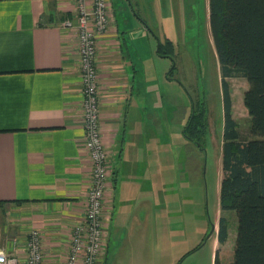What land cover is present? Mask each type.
I'll return each mask as SVG.
<instances>
[{"label":"crops","instance_id":"1","mask_svg":"<svg viewBox=\"0 0 264 264\" xmlns=\"http://www.w3.org/2000/svg\"><path fill=\"white\" fill-rule=\"evenodd\" d=\"M108 4V29L96 38L95 58L111 183L104 203L106 247L110 232L115 235L135 214L148 213L154 109L160 106L147 57L137 54L132 38L130 44L124 40ZM76 14V0H0V251L21 264L32 230L40 238L42 264H65L73 227L86 210L91 161L82 145L80 57L75 29L64 26L66 20L75 23ZM213 54L221 83L214 49ZM187 118L183 112L175 120L182 119L181 132L167 129L166 135L183 134ZM172 157L177 166L176 152Z\"/></svg>","mask_w":264,"mask_h":264},{"label":"rangeland","instance_id":"2","mask_svg":"<svg viewBox=\"0 0 264 264\" xmlns=\"http://www.w3.org/2000/svg\"><path fill=\"white\" fill-rule=\"evenodd\" d=\"M108 1L124 40L130 44L132 38L137 54L147 57L145 61L154 75L155 100L160 106L154 109V188L153 192L149 190L152 199L148 213L144 217L135 214L117 234L110 232L102 264H213V242L220 263L230 264L237 218L233 210L223 211L219 206L223 102L214 47L207 28V0ZM178 5L181 25L176 17ZM146 25L148 30L145 31ZM136 33L140 36L135 37ZM165 35L170 36L174 44L173 59L156 54L158 40ZM142 39L147 46L145 54L141 52ZM226 81L232 118L242 138L248 139L250 117L243 102L248 83L241 76ZM192 103L196 109L197 106L206 109L200 138L204 151L182 133L178 138L166 135L167 129L171 134L181 132L182 119L175 120L183 112L189 115ZM136 104L133 106L138 114ZM174 152L178 157L177 166L173 163ZM104 208L105 204L102 216L107 223L109 218ZM221 217L228 224L226 241L221 244L211 237L194 251L207 233L209 221L214 220L217 225Z\"/></svg>","mask_w":264,"mask_h":264},{"label":"trees","instance_id":"3","mask_svg":"<svg viewBox=\"0 0 264 264\" xmlns=\"http://www.w3.org/2000/svg\"><path fill=\"white\" fill-rule=\"evenodd\" d=\"M208 25L222 77L219 206L233 210L237 218L230 264H264V0H208ZM172 46L167 40L158 52L169 55ZM238 76L248 83L243 94L250 117L248 139L242 138L232 118L226 81ZM203 115L194 113L183 129L184 137L200 146ZM227 231V220L219 218V243L226 241ZM214 264H221L217 254Z\"/></svg>","mask_w":264,"mask_h":264},{"label":"built area","instance_id":"4","mask_svg":"<svg viewBox=\"0 0 264 264\" xmlns=\"http://www.w3.org/2000/svg\"><path fill=\"white\" fill-rule=\"evenodd\" d=\"M76 22L66 20L64 26L74 28L77 35L82 85L83 148L91 161L90 187L84 219L71 234L65 264H102L106 250V223L103 206L110 188L108 154L100 133L98 74L95 66L96 38L108 29V0H76ZM108 222V220L106 221ZM25 264H42L41 242L32 230L25 245ZM0 264H21L19 258L0 251Z\"/></svg>","mask_w":264,"mask_h":264},{"label":"flooded vegetation","instance_id":"5","mask_svg":"<svg viewBox=\"0 0 264 264\" xmlns=\"http://www.w3.org/2000/svg\"><path fill=\"white\" fill-rule=\"evenodd\" d=\"M167 40H169L168 38H163L162 40H158V46H157V49H156V54L158 55V56H161V57H169V58H171V59H173V52H174V46H172V53L171 54H169V55H164V54H162V53H159L158 52V50H159V47H165V45H166V41ZM170 41V40H169ZM171 43H172V45H174L173 44V42L172 41H170ZM170 73L171 72H169V74L167 75V77H169L170 76ZM198 105H200V104H198ZM200 111H203L204 113L206 112V109H203V108H200L199 106H197V109L195 108V106L193 105V103H192V105H191V110H190V113H189V115H188V118H187V121H186V124H185V126H184V128L187 126V122H188V120L193 116V114L194 113H199ZM204 116V115H203ZM204 121H206L205 120V116H204ZM183 128V129H184ZM184 136V135H183ZM187 139V138H186ZM188 140V139H187ZM189 141H191V142H193L197 147H198V149L199 150H201V151H204V148L202 147V146H200L199 144H197L196 142H194V141H192V140H189ZM212 225L214 226V229H213V232L211 233V235H210V237L209 238H207V235H208V233H209V231L211 230V228H212ZM217 234H218V223H217V225H216V223L214 222V220H210L209 221V228H208V231H207V233L204 235V237H203V239L200 241V243L195 247V249H194V251H197V250H199L202 246H203V244L204 243H206V241L207 240H209L211 237H213V241H214V238H215V241L217 240ZM216 235V236H215ZM207 238V239H206ZM215 250H216V248L214 247V242H213V251H212V253H211V261L213 260V264H214V261H215V257H216V254H217V252L215 253ZM193 251V252H194ZM189 254V253H188Z\"/></svg>","mask_w":264,"mask_h":264},{"label":"water","instance_id":"6","mask_svg":"<svg viewBox=\"0 0 264 264\" xmlns=\"http://www.w3.org/2000/svg\"><path fill=\"white\" fill-rule=\"evenodd\" d=\"M213 229H214V226L212 225V228H211V230L209 231V233H208V235H207V238L210 237L211 233L213 232ZM207 238H206V239H207Z\"/></svg>","mask_w":264,"mask_h":264}]
</instances>
